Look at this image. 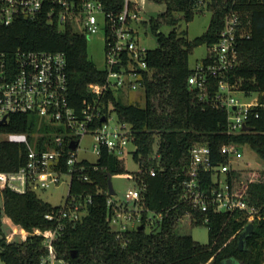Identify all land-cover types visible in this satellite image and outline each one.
<instances>
[{
	"label": "trees",
	"instance_id": "1",
	"mask_svg": "<svg viewBox=\"0 0 264 264\" xmlns=\"http://www.w3.org/2000/svg\"><path fill=\"white\" fill-rule=\"evenodd\" d=\"M105 9L119 11L124 0H101ZM165 9L157 18L149 19L158 47L147 49L145 61L148 71L142 78L145 103H125L117 93L108 90L100 99V108L107 116L114 113L120 122L131 126L133 159L139 169L135 179L142 191L139 201L140 224L118 232L111 226L116 207L108 205V177L130 174L115 154L102 149L94 165L88 168V180L74 175L69 186V197H86L85 214L75 224L67 225L53 242L56 259L64 264H264V171L232 168L225 178L244 199L255 205L259 217L253 221V231L238 248L239 235L247 224L243 211H199L181 200L184 169L189 161L190 148L196 143L207 144L212 165L226 164L223 145H247L264 160V108H258L257 117L247 120L251 130L227 132V112L212 105L218 90L219 78L206 77V88H191L188 77L195 72L188 57L195 46L212 45L218 39L224 17L229 10L240 12L248 22L249 37L239 39L236 64L228 70L225 79L246 94L257 93L264 102V0H206L212 12L206 32L188 40L185 32L173 29L168 34L158 32L160 25L175 26L177 13L186 22L192 20L195 9L203 0H151ZM17 49L63 52L66 58L68 100L76 111L94 95L88 86L101 84L105 70L98 69L89 58L87 37L71 27L59 28L45 17L18 19L0 29V51L12 58ZM214 62L209 52L202 60L205 69ZM99 123V120H97ZM51 126L38 127L36 117L12 115L7 124H0V133L25 132L38 147L45 142L54 144L56 137L48 132ZM28 149L24 144L10 143L0 138V171L16 170L26 161ZM155 169V175L149 169ZM205 184L212 179L213 170L202 173ZM37 197L34 191L17 194L10 190L0 192V257L5 264H40L47 247L40 235H29L25 241H10L2 226V217L26 230L53 227L45 214L58 209ZM147 212L162 213V219L145 230ZM186 212L194 217L192 224L208 227V242L201 244L192 236L176 231L180 218ZM142 226V228H140Z\"/></svg>",
	"mask_w": 264,
	"mask_h": 264
},
{
	"label": "built area",
	"instance_id": "2",
	"mask_svg": "<svg viewBox=\"0 0 264 264\" xmlns=\"http://www.w3.org/2000/svg\"><path fill=\"white\" fill-rule=\"evenodd\" d=\"M201 1V0H200ZM200 5L202 3L199 2ZM137 0H124L121 10H107L101 0H0V29L12 25L18 19H38L45 17L48 22L59 28L71 27L86 37L99 30L104 32L105 72L103 83L88 86L94 95L92 101L85 102L79 111L68 100V80L66 58L60 51L17 49L12 58L0 51V124H7L12 115L36 117L38 127L46 124L52 127L48 133L56 137L54 144L45 142V147H38V137L44 133H33L31 142L25 132H3L0 138L10 143L26 145V161L16 170L0 171V192L10 190L17 194L48 189L62 182L63 176L69 177L68 193L65 202L58 209L45 214V218L54 225L42 230L39 227L26 230L2 217V226L6 238L10 241H25L29 235H40L47 247L40 264H54L53 242L59 233L69 224H75L85 214L90 198L84 200L69 197L71 178L76 175L88 180L87 169H96L94 163L79 158L80 140L89 134L93 138V153L97 158L102 149L119 157L125 146L133 141L131 126L120 122L111 124L110 115L100 108V99L110 89L115 93L143 90L142 78L148 71L145 61L146 50L139 43L137 25L142 23ZM248 22H245L238 10L231 9L225 15L218 39L210 45L214 62L205 69L202 65L188 77L191 88H206V77L219 78L218 90L214 94L212 105L227 112V132L245 131L244 125L252 115H258V108H264L259 96L249 102H243L232 96L241 92L235 84H230L225 75L237 62L238 41L248 38ZM244 93V92H243ZM102 117L104 119L102 120ZM99 120V123H97ZM76 142L75 148L69 145ZM222 153L227 155L226 164L212 165L211 151L207 144L196 143L190 148L189 161L184 169L181 200L199 211L212 209L216 212L240 210L246 214L247 223L259 217L255 205L244 199L226 178L221 181L220 174L226 175L232 167L234 157H241L238 146L223 145ZM90 166V167H89ZM213 170L212 179L205 184L202 173ZM155 175V169H149ZM122 175V174H121ZM133 179L131 174H123ZM128 189L124 199L133 202L137 208L142 185ZM113 196V195H112ZM108 205L116 209L111 216V226L118 232L131 229L127 223L137 218L135 210L123 209L112 197ZM139 209L142 210L141 207ZM140 210V211H141ZM146 222L151 226L162 219V213L150 212ZM192 224L194 217L186 212L184 217ZM141 219V216H140ZM117 225V226H116ZM0 264L5 262L0 257Z\"/></svg>",
	"mask_w": 264,
	"mask_h": 264
},
{
	"label": "rangeland",
	"instance_id": "3",
	"mask_svg": "<svg viewBox=\"0 0 264 264\" xmlns=\"http://www.w3.org/2000/svg\"><path fill=\"white\" fill-rule=\"evenodd\" d=\"M140 6L139 14L142 18V23L138 24V37L139 43L145 49H154L158 47V41L156 39L155 34L151 31L149 26L150 18H157L160 13H162L165 9L163 4L155 3L151 0H137ZM212 12L206 6V0H203L201 5H199L195 11L192 20L186 22L181 17L180 13L176 14V17L179 18V22L175 26L167 25L163 23L160 25L158 32L163 34H168L173 29H175L178 33L185 32V36L188 40H193L195 37L202 35L207 31L210 20H211ZM210 51V45L207 43H202L198 46H195L189 54L188 64L191 69L196 68L198 65L202 64V60L207 56ZM87 52L89 58L94 62L95 66L103 70L105 68V44H104V32L99 30L95 34H92L87 37ZM232 96L240 99L243 102H249L253 100L257 96V93H243V92H234ZM117 97L125 102V103H135L143 106L145 103V96L142 90L137 91H129V92H120ZM111 124H117V118L114 113L110 114ZM80 151L79 158L86 159L90 163H94L97 160V156L93 153V138L91 135L87 134L83 136L80 140ZM242 153V156L237 158L234 157L231 167L232 168H245L251 169L253 171H264V160L249 146L243 145L238 147ZM135 149V146L132 142L128 143L124 151L121 155H119V159L122 161V164L128 173L133 176V179L127 177L126 175H114L111 179L113 188L115 190V195H113V199L123 205V209H127L128 211L135 210L137 213V218L134 219L133 222L125 221L129 227L137 226L140 224V210L139 206H137L129 201L127 202L124 199V194L128 189L136 188L135 184V172L138 171L139 166L138 163L133 159L132 153ZM225 179L224 174H220V180L223 181ZM68 183L69 177L63 176L62 182L57 185L50 187L44 190H37L36 195L40 199L47 201L53 206L62 205L65 202L67 193H68ZM151 213L147 212V217H151ZM183 221H179L176 227V231L181 234H187L192 236V238L201 243L205 244L208 242V227L205 224H191L189 219L185 216ZM117 226V225H116ZM145 230L150 231L151 225L147 223L145 225ZM54 264H64V262L60 259H55ZM206 264H212L209 261Z\"/></svg>",
	"mask_w": 264,
	"mask_h": 264
},
{
	"label": "water",
	"instance_id": "4",
	"mask_svg": "<svg viewBox=\"0 0 264 264\" xmlns=\"http://www.w3.org/2000/svg\"><path fill=\"white\" fill-rule=\"evenodd\" d=\"M103 119H104V117H102V120ZM243 129L244 130H251V127H249L247 125H244L243 126ZM69 146L71 148H75L76 142L75 141H72ZM108 189H109V194L110 195H115V190L113 188V185H112V181H111V177L110 176L108 177ZM253 227H254L253 222H249V223H247L245 225L243 231L239 235V240H238V248L239 249H242L243 248L245 238L251 234V232L253 231ZM140 228H142V226H140ZM227 262L228 263L230 262L232 264H235L234 262H231V261H227ZM236 264H241V263H236Z\"/></svg>",
	"mask_w": 264,
	"mask_h": 264
},
{
	"label": "flooded vegetation",
	"instance_id": "5",
	"mask_svg": "<svg viewBox=\"0 0 264 264\" xmlns=\"http://www.w3.org/2000/svg\"><path fill=\"white\" fill-rule=\"evenodd\" d=\"M229 264H232V263L229 262Z\"/></svg>",
	"mask_w": 264,
	"mask_h": 264
}]
</instances>
